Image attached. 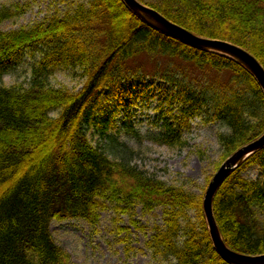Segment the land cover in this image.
I'll return each mask as SVG.
<instances>
[{"label": "trees", "instance_id": "16d2710c", "mask_svg": "<svg viewBox=\"0 0 264 264\" xmlns=\"http://www.w3.org/2000/svg\"><path fill=\"white\" fill-rule=\"evenodd\" d=\"M139 1L197 35L246 48L264 66V0ZM13 15L1 10L0 23ZM40 49L28 86L0 85V264H72L53 237V221L84 220L95 227L111 211L115 220L127 215L145 230L135 219L138 207L145 215L163 209V225L154 227L146 246L176 261L171 264H232L213 245L203 194L169 186L128 160L110 159L90 142L87 123L105 89L134 79L161 80L173 88L182 111L229 128L219 136L224 153L217 170L264 134V92L254 75L230 56L150 27L123 0H92L31 27L0 29V80L25 54ZM59 67L81 70L83 89L50 85ZM130 126L138 135L131 121ZM183 134L181 127H171L152 139L182 149L188 145ZM117 148L126 145L118 142ZM253 165L264 176V148L226 178L213 210L231 249L259 255L264 179L243 176Z\"/></svg>", "mask_w": 264, "mask_h": 264}, {"label": "rangeland", "instance_id": "374dc122", "mask_svg": "<svg viewBox=\"0 0 264 264\" xmlns=\"http://www.w3.org/2000/svg\"><path fill=\"white\" fill-rule=\"evenodd\" d=\"M90 1L0 0V11L14 13L0 23V29L12 31L31 27L54 16H63L79 4L89 5ZM41 57V49L25 54L3 76L0 85L22 83L28 86L32 68ZM81 73L78 69L59 67L49 76V83L77 92L85 84ZM172 92L169 84L151 78L129 80L116 88L105 89L98 107L94 111L92 109V119L87 123L88 138L112 160H128L169 186L183 187L189 192L204 195L209 185L208 178L214 177L224 163L216 170L224 153L219 136L229 133V128L223 123L209 121L204 114L193 116L182 111ZM50 115L56 117L57 112L52 111ZM130 121L138 135L131 131ZM171 127L182 128L183 137L188 141L186 147L173 148L152 139L166 134ZM112 138L116 140L110 141ZM118 142L126 145L123 151L117 148ZM243 176L254 181L264 179L258 165L249 167ZM163 215L162 208L145 215L138 207L135 219L139 225L146 226L145 230L135 227L127 215L115 220L111 211L103 212L95 227L84 220H69L53 221L50 228L56 242L70 254L72 264L176 263L146 246L154 234V227L163 225ZM190 216L196 218L194 212ZM124 227H130L131 232L128 234L121 230Z\"/></svg>", "mask_w": 264, "mask_h": 264}, {"label": "water", "instance_id": "95a60500", "mask_svg": "<svg viewBox=\"0 0 264 264\" xmlns=\"http://www.w3.org/2000/svg\"><path fill=\"white\" fill-rule=\"evenodd\" d=\"M123 1L132 12L154 29L186 45L219 52L234 58L254 75L264 92V66L256 56L246 48L227 40L197 35L187 28L171 21L155 8L143 4L139 0ZM262 148H264V134L237 150L220 166L217 173L210 181L204 196V212L213 245L217 252L232 264H264V254L250 255L240 253L231 249L225 243L214 214L213 201L217 191L226 178L236 170L245 159Z\"/></svg>", "mask_w": 264, "mask_h": 264}]
</instances>
